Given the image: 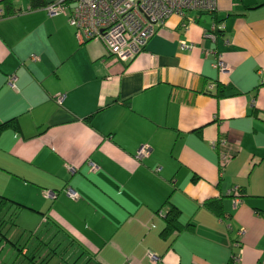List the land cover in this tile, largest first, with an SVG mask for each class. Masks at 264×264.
Segmentation results:
<instances>
[{
    "label": "crops",
    "instance_id": "crops-1",
    "mask_svg": "<svg viewBox=\"0 0 264 264\" xmlns=\"http://www.w3.org/2000/svg\"><path fill=\"white\" fill-rule=\"evenodd\" d=\"M8 1L2 215L54 246L24 245L12 264H231L239 250L238 264L264 262V0H217L215 13H191L192 22L173 15L125 63L77 38L63 15ZM218 56L224 74L213 68ZM217 83L227 88L220 97ZM221 139L229 159L220 172L211 143ZM141 147L148 155L137 160ZM169 210L180 230L166 229Z\"/></svg>",
    "mask_w": 264,
    "mask_h": 264
},
{
    "label": "built area",
    "instance_id": "built-area-1",
    "mask_svg": "<svg viewBox=\"0 0 264 264\" xmlns=\"http://www.w3.org/2000/svg\"><path fill=\"white\" fill-rule=\"evenodd\" d=\"M42 9L50 17L63 15L70 26L75 29L77 38L83 40L100 41L110 57L118 62H128L144 50L148 41L156 34L157 30L171 16H179L187 22L194 20L191 13L216 12L217 0H45ZM3 12L0 11V17ZM221 26H212L214 40L217 31ZM182 49L190 50L192 46L181 44ZM213 68L219 73L228 72V67L218 56L213 63ZM14 76H9L7 85L14 88ZM64 96H57L55 101L61 104ZM213 149L218 150L219 170L229 159L224 152L226 140H218L211 143ZM148 155V149L141 147L136 153V159L141 160ZM95 170V166L91 165ZM70 171H74L70 169ZM237 188L228 191L232 196L233 204H237L240 199ZM64 193L69 198L76 200L78 195L70 188H66ZM47 199H55L57 194L53 192H43ZM243 231H239L237 236L241 237ZM237 248L239 242L234 243ZM240 252L232 255L231 264L240 262ZM150 260L156 262L158 258L153 254H148ZM259 264H264L261 262Z\"/></svg>",
    "mask_w": 264,
    "mask_h": 264
},
{
    "label": "rangeland",
    "instance_id": "rangeland-1",
    "mask_svg": "<svg viewBox=\"0 0 264 264\" xmlns=\"http://www.w3.org/2000/svg\"><path fill=\"white\" fill-rule=\"evenodd\" d=\"M14 222H15V220L14 221L11 220V225L10 224L8 225L10 227V229L8 230L9 232L6 235L7 241L14 243V244H17L18 248H20V247L22 248L24 245H26V250H28V251H29L30 247H32V246H39V250L44 249V248H48V246H49V249L54 250L53 244L50 241L45 240L46 237L38 236V239H40V240L36 241V238L31 236V233L28 232V231H34V230H30L31 224H25L26 227H28V228H23L22 226H20L18 224L17 221L15 223ZM12 223H14L15 225L14 224L12 225ZM22 231H25V232H22ZM41 237L43 238V240ZM50 243H51V245H50ZM0 248H2V250L0 251V262H1V264H12V263H14L15 260L17 259L18 253H19L17 250L18 248L16 249V248L12 247L10 245V243H8L6 241L1 242Z\"/></svg>",
    "mask_w": 264,
    "mask_h": 264
},
{
    "label": "trees",
    "instance_id": "trees-1",
    "mask_svg": "<svg viewBox=\"0 0 264 264\" xmlns=\"http://www.w3.org/2000/svg\"><path fill=\"white\" fill-rule=\"evenodd\" d=\"M0 3L5 5V11L3 12V16H7V15L12 14V10L8 8V3H10V1L2 0V1H0ZM45 3H46L45 0H29V5H30L31 9L42 8L45 5ZM216 87H217L216 97H220L219 94L223 95L224 92L227 90V88H224V86H222L220 83H217ZM6 125L7 124L0 125V132H1V130H3V128ZM238 194L240 195L241 193H239V191H238ZM206 205L210 209L215 211L218 215L221 214V206L217 202L208 201V202H206ZM5 206H6V200L2 199L0 201V242L6 241V242L10 243V245L12 247L17 249L18 248L17 244H14V243L7 241V239H6L7 232H4V228L6 227V224L10 223V225H11V220H12L11 217H8V219H6L5 214L2 215V211L4 210ZM175 217H176L175 212L173 210H169L167 212V214L165 215V220H166L165 226H166L167 230H171V229L180 230V227L178 226V223H177ZM17 250H18V252H21L23 250V248L20 247Z\"/></svg>",
    "mask_w": 264,
    "mask_h": 264
}]
</instances>
